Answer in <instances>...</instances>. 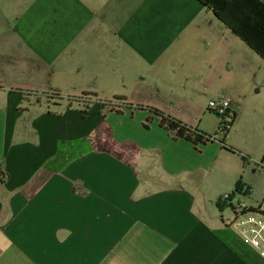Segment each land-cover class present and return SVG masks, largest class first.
<instances>
[{
    "label": "crops",
    "instance_id": "obj_1",
    "mask_svg": "<svg viewBox=\"0 0 264 264\" xmlns=\"http://www.w3.org/2000/svg\"><path fill=\"white\" fill-rule=\"evenodd\" d=\"M224 1L0 0V264H264L218 204L251 187L264 145L194 146L148 109L210 133L215 54L226 75L230 47L255 52L213 13ZM53 90L132 106L84 111Z\"/></svg>",
    "mask_w": 264,
    "mask_h": 264
},
{
    "label": "rangeland",
    "instance_id": "obj_2",
    "mask_svg": "<svg viewBox=\"0 0 264 264\" xmlns=\"http://www.w3.org/2000/svg\"><path fill=\"white\" fill-rule=\"evenodd\" d=\"M242 40L249 48V41ZM228 52L235 54L233 58L236 67L229 74H220V69L224 65L223 54L220 50L215 54L212 60L213 69L216 70V75L224 83L218 84L212 90H206L205 102L207 98L219 95L231 98L232 103H234L233 109L237 111V118L224 138V142L241 152L245 158L250 155L251 151L261 150L260 147L264 145V61L262 64L257 63L252 57L253 55L256 56V53L251 49L250 51H242L230 47ZM230 89L236 91L237 95L240 94L238 102L232 99ZM44 95L42 94V96ZM218 122L219 116L217 114L206 112L200 126L212 134L216 131ZM220 136H222L221 133L217 134L216 139H219ZM225 154L227 157L223 159V163L226 171H228L233 166L234 158L237 157L230 152ZM256 162L254 159L250 160V170L248 171L250 173H246L247 179L251 182V187L241 184L239 186L241 192H238L235 199L243 201L248 206L257 205L264 194V170L257 167ZM212 174L213 172L210 173L211 176ZM208 176L209 174H205L203 178ZM229 216H231V209L225 204L223 217L228 218Z\"/></svg>",
    "mask_w": 264,
    "mask_h": 264
},
{
    "label": "trees",
    "instance_id": "obj_3",
    "mask_svg": "<svg viewBox=\"0 0 264 264\" xmlns=\"http://www.w3.org/2000/svg\"><path fill=\"white\" fill-rule=\"evenodd\" d=\"M199 1L203 5L209 3L207 0ZM212 7L215 10L213 11L215 16L221 19L242 39L249 41L250 47L264 59V0H225L219 8L215 4ZM45 95L54 102L65 98L68 101V104L66 105L68 107L71 105L70 102H76L84 109V111L95 101L100 104L102 109L105 107L114 109V105H111V103H119L129 107L132 106L131 103L126 101L124 96L116 95L112 100H100L96 98L94 92L90 91H84L77 96L62 97V95L53 90ZM148 109L160 117L159 125L166 130L172 131L174 138H184L191 141L194 146H196L199 143H206L215 140L217 134L221 133L222 136L218 140L221 142L222 147L232 152L235 151L224 142V138L236 117V113L233 110H230V114L227 116H219L217 129L211 134L198 129L197 127L187 125L159 109L153 107H148ZM150 119L151 117L148 116L143 125L147 127V121ZM240 185L241 181L237 180L234 189L230 193L239 190ZM220 203L221 197L218 199V204Z\"/></svg>",
    "mask_w": 264,
    "mask_h": 264
},
{
    "label": "built area",
    "instance_id": "obj_4",
    "mask_svg": "<svg viewBox=\"0 0 264 264\" xmlns=\"http://www.w3.org/2000/svg\"><path fill=\"white\" fill-rule=\"evenodd\" d=\"M231 104L230 97L219 95L209 98L207 109L218 116H227L230 114ZM256 164L264 170V153ZM239 191L241 192L239 189L221 196V202L231 209V216L226 221V225L235 230L244 245L264 259V194L257 205L248 206L243 201L235 200Z\"/></svg>",
    "mask_w": 264,
    "mask_h": 264
}]
</instances>
